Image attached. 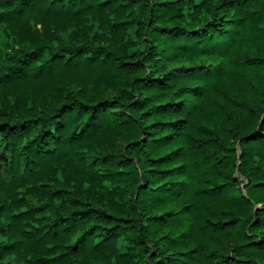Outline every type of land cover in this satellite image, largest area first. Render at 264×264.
<instances>
[{
  "label": "trees",
  "instance_id": "1",
  "mask_svg": "<svg viewBox=\"0 0 264 264\" xmlns=\"http://www.w3.org/2000/svg\"><path fill=\"white\" fill-rule=\"evenodd\" d=\"M0 264H264V0H0Z\"/></svg>",
  "mask_w": 264,
  "mask_h": 264
}]
</instances>
